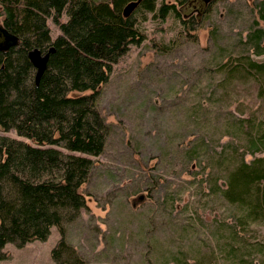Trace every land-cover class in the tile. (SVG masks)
Returning a JSON list of instances; mask_svg holds the SVG:
<instances>
[{"label":"rangeland","instance_id":"obj_1","mask_svg":"<svg viewBox=\"0 0 264 264\" xmlns=\"http://www.w3.org/2000/svg\"><path fill=\"white\" fill-rule=\"evenodd\" d=\"M80 1L114 6L113 0L35 3L34 23L42 26L33 35L10 29L18 3L0 0V25L19 38L7 55L0 53V65L9 58L24 66L23 89L40 82L31 49L45 53L61 39L73 43L69 22ZM157 2L175 3L180 14L137 7L138 34L103 59V77L68 81L64 96L87 99L107 124L102 149L73 148L58 129L52 141H39L0 121L3 162L9 140L61 154L52 167L61 178L72 157L91 161L75 184L78 204L63 208L76 209L73 217L59 209L40 235L1 241L0 264H59L55 253L64 244L83 264H264V222L251 221L246 207L232 199L237 167L264 154L243 123L262 105L259 84L247 77L221 84L228 61L264 63V0ZM188 2L198 7L187 13ZM24 49L30 64L20 60ZM3 186L6 197L16 192L11 183Z\"/></svg>","mask_w":264,"mask_h":264},{"label":"trees","instance_id":"obj_2","mask_svg":"<svg viewBox=\"0 0 264 264\" xmlns=\"http://www.w3.org/2000/svg\"><path fill=\"white\" fill-rule=\"evenodd\" d=\"M2 1L9 3V0ZM13 1L18 3V7H13L10 13L12 19L10 29L35 35L40 32L42 25L34 23L36 13L31 10V6L41 2L56 5L52 3H61L64 0ZM131 1L134 0H113V7L101 2L90 5L85 1L72 5L73 18L69 22V27L74 31L72 35L74 44L64 39L60 40V44L55 43L56 48L50 54L39 85L33 86L32 90H25L22 87L25 74L22 64L17 66L8 58L4 67L0 65V121L5 125L14 124L20 132L35 135L39 141H52L53 134L58 129L72 142L70 146L73 148L92 152L102 149V139L108 132V126L101 121L102 118L96 113L95 108H90V101L84 98H77L75 101L64 96L70 83L68 81L97 82L103 77L101 69L103 59L113 56L123 48L122 45L126 46L130 36L129 40H133L138 34L137 22L132 14L137 7L148 11L161 9L163 16L171 10H177L180 14L175 3H161L158 6V0H139L132 12L126 15L124 7ZM189 4L190 2L188 7ZM190 8L187 13L193 10L190 11ZM260 15L264 19L263 8L260 9ZM0 51L7 55L11 49L3 46ZM20 52H22L20 60L24 59L30 64L27 50ZM223 72L221 84L224 86L233 83L237 78L257 79L262 105L250 111L249 115L244 117L243 123L254 135L259 148L264 151V63L249 58L228 61L223 66ZM12 88L18 92L15 93ZM7 96L16 98L9 99ZM38 133L47 135L44 134L46 137H42ZM21 146L27 148L28 152L21 151ZM7 151L8 156L3 162L4 155L0 148V198L3 196L0 202V219L3 220L0 224V244L12 236L18 235L21 239H29L37 233L40 235L49 223L56 221L59 214L57 210L69 212L70 206L63 209L67 203L75 208L80 196L75 184L87 173L91 164L87 157H72V162L68 163L66 168V176L61 178L62 174L57 173L60 170L55 171L56 166L52 169L54 165L60 164L58 156L61 154L53 149L31 147L9 140ZM10 164L14 170L9 168ZM45 171L49 173L46 174ZM233 178L235 190L233 201L246 207V215L251 221L264 222V154L249 162L243 159ZM58 180H66V183L57 182ZM7 182L16 188V192L6 197L3 195V184ZM72 211L67 215L69 218L73 217ZM2 256L0 250V257ZM55 259L59 264L84 263L82 256L69 244H64L56 251Z\"/></svg>","mask_w":264,"mask_h":264},{"label":"water","instance_id":"obj_3","mask_svg":"<svg viewBox=\"0 0 264 264\" xmlns=\"http://www.w3.org/2000/svg\"><path fill=\"white\" fill-rule=\"evenodd\" d=\"M138 2H139V0H134V1H131L130 3L126 4V6L124 7V13L126 15L130 14L132 12V10L136 7ZM0 38H1L0 43H3V44L5 43L4 46H7V48L17 42V36L15 34L9 32L3 26H0ZM54 50H55L54 46H51L49 48V50L45 53H43L42 50L37 48V47L30 50L29 56H30L31 60L33 61V63L37 66V75H36L37 81L40 80L42 74L44 73V71L48 65L50 54Z\"/></svg>","mask_w":264,"mask_h":264},{"label":"flooded vegetation","instance_id":"obj_4","mask_svg":"<svg viewBox=\"0 0 264 264\" xmlns=\"http://www.w3.org/2000/svg\"><path fill=\"white\" fill-rule=\"evenodd\" d=\"M196 7H198L196 4H194L193 6H192V8H190V11L193 9V8H196ZM186 11H188V9L186 10ZM1 26V25H0ZM17 36V35H16ZM19 38H18V36H17V40H18ZM2 44V45H1ZM5 45V43L3 44V43H0V48H2L3 46Z\"/></svg>","mask_w":264,"mask_h":264}]
</instances>
